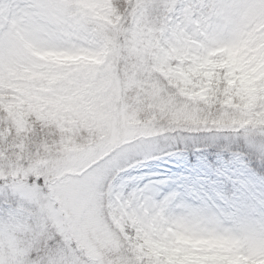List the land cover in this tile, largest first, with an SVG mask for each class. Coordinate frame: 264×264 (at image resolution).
<instances>
[{
  "label": "snow or ice",
  "instance_id": "snow-or-ice-1",
  "mask_svg": "<svg viewBox=\"0 0 264 264\" xmlns=\"http://www.w3.org/2000/svg\"><path fill=\"white\" fill-rule=\"evenodd\" d=\"M0 264H264V0H0Z\"/></svg>",
  "mask_w": 264,
  "mask_h": 264
}]
</instances>
